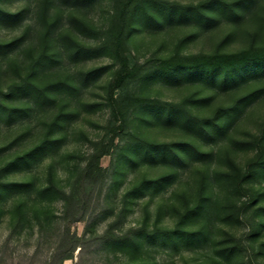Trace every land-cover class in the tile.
I'll use <instances>...</instances> for the list:
<instances>
[{
  "label": "rangeland",
  "instance_id": "1",
  "mask_svg": "<svg viewBox=\"0 0 264 264\" xmlns=\"http://www.w3.org/2000/svg\"><path fill=\"white\" fill-rule=\"evenodd\" d=\"M162 1L194 7L198 14L189 10L186 18L176 13L167 17L153 7L151 12L160 20L156 22L137 9L125 43L130 64L149 66L173 55L236 52L264 44V0H224L233 4L225 8L216 0ZM43 6L49 15L60 16L52 45L56 55L61 54L38 71L36 80H65L71 88L54 89L53 101L37 102L20 91L6 92L25 76L26 66L39 53L46 25L40 12ZM114 15L112 0L79 5L65 0H0V41L22 37L8 54L0 46V102L26 108L8 116L0 109V264H56L54 254L64 235L60 190L72 196L67 220L83 214L70 226L71 233L84 237L81 264H264V213L257 214L264 207L260 163L264 66L244 68L236 78L202 71L150 73L115 85L120 66L115 58L108 52L72 57L65 50L70 46L64 37L68 33L81 44H99L109 38ZM138 99L161 101L176 109L156 115L136 105ZM189 114L199 119L192 121ZM56 117L58 124L52 126ZM211 121H220L217 131L213 128L204 135ZM256 138L261 139L258 145L251 143ZM136 140L156 144L149 149L162 150L166 156L183 150L178 142L197 144L211 156L206 160L187 156L186 164L143 160L129 149ZM44 142L39 154L11 164ZM100 150L109 152L100 158V172L82 178L86 162ZM255 169L257 174L248 175ZM237 172L247 177L233 189L225 174ZM163 176L167 178L160 184L144 189L145 180ZM12 182L32 185L12 186ZM89 188L92 192L85 199L83 192ZM204 195L208 196L204 209L184 216ZM110 224L117 233L135 232L141 241L138 250L118 251L112 245L92 243L91 237ZM174 228L201 230L206 238L173 245L145 235ZM232 244L238 253L228 257L218 253ZM78 249L62 264H75Z\"/></svg>",
  "mask_w": 264,
  "mask_h": 264
},
{
  "label": "trees",
  "instance_id": "2",
  "mask_svg": "<svg viewBox=\"0 0 264 264\" xmlns=\"http://www.w3.org/2000/svg\"><path fill=\"white\" fill-rule=\"evenodd\" d=\"M74 5H79L81 3L90 1V0H65ZM115 9V15L113 19V23L110 30V35L107 40H104L96 45H84L73 38H71L68 33H64V37H66L69 41V46H66V52L72 57H92L99 55L103 52H108L113 58H115L119 63V70L118 75L115 79V85H121L125 82L128 78H142L145 75L150 73L152 74H160V75H176L181 72H187L188 75H194V73L198 74V71L205 72L207 74L217 73L224 78L235 77L238 73L243 72L247 67L260 63L264 66V44L261 47L254 48V49H242L236 52H215L210 54H194V55H185V56H169L158 58L157 64H150L149 66H145V64H130L128 60V56L125 53V43L126 39L129 35L131 29V18L136 14L137 9H139L140 14L147 19H152L153 21H160L156 17L157 14L152 13L151 9L153 7L157 8L164 16L171 17L172 14L176 13L177 17H187L188 11L190 10L191 13L193 12L194 15L198 14V10L194 7H182L177 4L168 3L162 0H112ZM223 8L232 6V3L226 2L224 0H216ZM41 18L44 19L46 23L45 28L42 33V41H41V48L39 53L32 58L29 64L26 66L27 73L23 78L12 85H9L7 89V94L13 95L14 92L20 91L21 93L31 95L38 101H53L55 98L52 96V92L55 89H67L71 88V85L66 82L65 80H60L58 82L52 81H43V80H36L37 73L41 69H44L51 65V63L57 61V58L61 54L60 52L56 55V50L53 49L52 45V36H53V27L56 23H58L60 16L57 14L49 15L47 7L43 6L40 10ZM5 15H11L9 12H5ZM71 42V44H70ZM22 43V37L16 36L11 38L10 40H3L0 41L1 48L5 49V53L8 54L6 51L8 49H14L15 47L19 46ZM32 50V47H29ZM68 49V50H67ZM74 87V86H73ZM0 109H2L5 115H11L14 112H24L26 108H16L12 107L7 103L0 102ZM143 108L152 110L155 114L161 112H171L175 111V107H171L164 102L157 101V100H150L145 99L141 100L138 99L137 104ZM171 109V110H170ZM156 114V115H158ZM64 115V114H63ZM189 118L192 121L198 120L196 116L189 114ZM59 117H56L55 120L52 122V126L58 124ZM201 121V120H200ZM211 121L207 127L204 129V135L207 132L211 133L214 128L217 131V128L220 124V121ZM203 135V136H204ZM260 138H256L251 143L258 145L260 142ZM53 140L48 141V143H53ZM46 142L40 143L39 145L35 146L31 150H27L23 154L15 157L11 162L12 165H16L20 161H28L30 158H33L37 154H39ZM131 147L129 149H134L135 152L139 153L141 158L144 160L150 161H158L157 159H165L168 162H181L186 164L187 158L191 157L196 160H206L211 156V152L203 151L199 148L196 144L188 143V142H178L176 145L181 146L183 150H173L171 153L172 155L166 156L164 151L156 149L153 147L154 150H150L152 146L156 144H145L142 141L136 140L129 143ZM140 149V150H139ZM108 150H100L96 152L89 159L83 170V174L81 175L82 178L91 175L94 172H100V158L103 155L108 154ZM188 156V157H187ZM261 164L264 165V159L260 161ZM258 173V170H251L248 172V175H255ZM229 184L233 189L237 188V181L242 182L246 179L247 175L240 174L237 172L236 174L226 173L225 174ZM78 178L80 183L81 180ZM167 177L163 176L158 179L153 180H145L142 184L144 189L149 186H155V184H160L163 180ZM12 186H31L32 182H12L10 183ZM5 184V186H10ZM50 187L43 188V191L49 190ZM75 192V191H74ZM92 188L83 192L84 198L88 199L89 193L91 194ZM61 198L64 201V213L61 215V220L64 228V235L61 237L58 247L56 249V253L54 257H57L56 264H62V261L65 259H69L73 257V252L77 247L79 258L75 262V264H81V257H82V250L84 247L83 238L78 236L77 234L70 232V226L72 223H75L82 219L83 214L78 216L71 217V220H67L70 218V208H71V194L65 193V191L60 190ZM208 196L204 195L203 199L197 205L193 206L191 209H188L185 215H198L205 207L207 203ZM86 202V201H84ZM17 211L21 212L20 205H17ZM264 213V207H260L258 209V215ZM60 218V217H59ZM53 221V220H52ZM57 219L55 218L54 222L57 223ZM113 225H109L103 233L95 234L91 237V241L94 244L99 245H112L118 251L130 250L136 252L139 248L141 241L139 237L137 238L135 232L128 231L124 233H117L114 232L112 229ZM144 230L141 232L143 236ZM147 233V231H146ZM147 238H156V240L160 241L163 244H173L177 245L179 243H189V242H199L206 238V234L201 231H187L178 228L174 229H167L161 231H149ZM238 253L237 246L232 244L226 248H221L218 250L220 255L224 257H228L235 253Z\"/></svg>",
  "mask_w": 264,
  "mask_h": 264
}]
</instances>
